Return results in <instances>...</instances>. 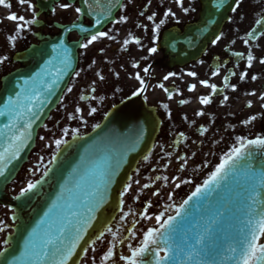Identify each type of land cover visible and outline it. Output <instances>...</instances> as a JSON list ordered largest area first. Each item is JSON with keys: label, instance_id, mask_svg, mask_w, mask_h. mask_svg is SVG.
I'll use <instances>...</instances> for the list:
<instances>
[{"label": "flooded vegetation", "instance_id": "1", "mask_svg": "<svg viewBox=\"0 0 264 264\" xmlns=\"http://www.w3.org/2000/svg\"><path fill=\"white\" fill-rule=\"evenodd\" d=\"M6 2L11 5L10 8L0 6V58L7 57L0 64V81L5 74L24 67L23 63L15 61L14 56L28 48L38 32L34 24L27 26V31L18 34L15 45L10 44L7 38L16 34L14 30L17 24L7 17L15 14L30 20L36 18V12L32 0H29L33 5L31 10L27 3L21 5L19 0ZM182 2L181 7L176 0H125L115 21L125 16L127 22H114L103 30L114 39H99L87 49L79 47L76 69L65 92L67 99L62 103L64 108L72 111V124L79 130L99 124L111 107L126 98L142 94V102L153 109L158 117L159 131L151 150L137 166L131 187H135L136 191L138 180L156 173L151 182L161 184L162 193L154 191L161 196L168 186L167 179L161 180V176L169 175L170 185L171 177L182 173L188 183L191 181L189 177L214 169L215 163L236 146L237 137L244 138L249 134L242 130L243 126L258 122L262 129L260 134H264V100L260 99L264 96V65L259 63L260 59H264V35L256 36L253 40L248 36L256 26L264 31L256 23L264 21V0H237L234 6L236 11L231 12L219 39L207 46L200 59L183 68H169L168 58L158 49L162 33L173 27L183 28L194 21L199 11L198 0ZM75 8L58 9L39 19L45 22L44 28L52 17L59 22L65 19L75 21ZM184 9H188L187 13ZM169 10L174 13V17L164 16ZM62 11L68 12L63 18ZM152 14H155V20L149 21L147 17ZM161 19L164 23L154 34L152 28ZM130 37L138 39L140 43L130 42L125 46L124 41ZM69 40L77 42L79 38L72 33ZM245 41L248 43L245 44ZM84 42L86 38L80 44ZM152 47L157 49L154 54L149 53ZM235 53H242L243 58ZM249 53L255 58L251 68L247 61ZM134 64L138 67H133ZM144 68L149 69L147 74L143 72ZM217 70L219 75H214ZM189 72L195 76L187 75ZM137 74L144 81L143 85L135 78ZM100 76L104 79L101 80ZM165 76L169 79L165 80ZM225 77L227 87L224 85ZM200 81L216 85L218 91L213 94ZM193 84L196 85L195 90L189 91ZM69 88L71 92H68ZM202 96H209L210 103L200 104L199 98ZM78 108L80 111L77 113ZM93 108L95 112H91ZM256 109L258 111L254 113ZM199 112L203 115H197ZM252 116L256 120L245 123ZM188 165L190 167L186 168ZM148 185V191L152 190V184ZM136 196L135 204H143V207L147 205L144 195ZM132 204L129 202L127 205L129 210ZM145 211L146 208L143 213H138V221L143 220L141 216Z\"/></svg>", "mask_w": 264, "mask_h": 264}, {"label": "snow or ice", "instance_id": "2", "mask_svg": "<svg viewBox=\"0 0 264 264\" xmlns=\"http://www.w3.org/2000/svg\"><path fill=\"white\" fill-rule=\"evenodd\" d=\"M19 2L21 5L27 3L28 8L33 9L29 0H19ZM96 3L98 4L99 0H96ZM116 3H119V0H116ZM176 3L181 7L183 6L182 0H176ZM83 4L90 10V15L95 14L94 24L97 31L87 37L86 42L81 43L80 47L87 49L102 38L114 39L109 33L99 30L104 20L109 18L107 14L103 11L96 13L90 0H83ZM0 6L11 7L6 0H0ZM60 7L67 10L72 6L65 3L61 4ZM109 8H111V3ZM232 10L236 11V8ZM184 11L187 13L188 9H184ZM75 12L78 16L83 14V10L79 7L75 8ZM164 16L174 17V13L169 10L164 13ZM7 19L17 24L14 30L16 34L7 38L13 46L18 34L27 31V26L37 22L35 18L26 20L24 16L15 14L9 15ZM147 19L154 21L155 14L149 15ZM124 22H127L125 16H121L115 21L117 24ZM163 23L164 20L161 19L159 24L152 28L154 34L159 31L160 25ZM256 23L264 28V21H257ZM81 31H87V29H81ZM256 31L254 28L248 33V36L250 38L255 37ZM260 35H264V31ZM218 39L219 37H217ZM130 42L140 43L138 39L130 37L129 40L124 41V45L127 46ZM247 43L248 41H245V44ZM53 52L56 54L57 63L53 65V61L49 60L48 64L55 67V72L45 68L43 73H37L31 80H24L22 85H16L19 91L15 92L14 97L10 96L0 106V117L6 118L4 128L12 133L11 136H8L7 146L0 150V177L5 176L11 162L19 158V152L25 146L24 141L31 135L29 131L32 127L31 117L36 116L33 111L34 107L37 103H44L41 97L45 93H52L58 77L63 75L71 65V54L63 44L58 48L54 47ZM156 52L155 47L149 49L150 54ZM234 55L243 58L242 53H235ZM254 59L251 53L247 55L249 68L252 67ZM6 60L7 57L0 58V64ZM259 63L264 65V59H260ZM133 67H138V65L134 64ZM143 72L147 74L149 69L144 68ZM187 75L195 76L192 72L187 73ZM214 75H219V71L214 72ZM48 76H52V79L49 80ZM135 78L143 85L144 81L139 74ZM243 78L244 74L241 75V79ZM100 79L103 80V76H100ZM164 79L167 80L169 77L165 76ZM252 79L255 80L256 77L253 76ZM200 83L203 87L210 88L213 94L218 91L216 85L209 84L208 81H200ZM227 86L225 84V87ZM195 88L196 85L193 84L188 90L194 91ZM71 91L72 89L69 88L68 92ZM249 95H255V93H249ZM224 99L227 100L228 97L225 96ZM260 99L264 100V96H261ZM182 103H187V101H182ZM199 103L202 105L209 104L210 97H200ZM248 106L251 107V104ZM79 111V108L76 109L77 113ZM91 112H95V108ZM25 114H31V117L21 124L20 121ZM197 115H203V113L199 112ZM254 120L256 117L252 116L245 123H251ZM68 134V130L65 129L64 135L67 136ZM0 135H6V133L0 130ZM73 138H75V130H73ZM66 143L64 139L55 140L57 149ZM253 149L262 150V154H264V138L257 137L246 140L237 137V145L233 146L230 152L221 159L209 179L203 182V186L196 187L188 199L183 201L180 207L175 208V215H168L166 218L163 214L157 215L155 220L158 227L148 229L143 234L139 246L133 247L129 244L130 255H121L119 259L125 261V264H224L225 261H232L233 264H264V242H261L264 238V165L259 167L254 165ZM56 158L53 156L49 164L54 163ZM48 171L50 169L46 170L43 175L46 176ZM110 181V174L102 172L98 182L94 183L91 190L81 188L80 183L77 182L76 190L68 189L69 197L64 205L54 203L53 207L44 214L45 219H42L28 234L19 254H13L11 251L12 236L3 239V243L0 244V264H67L79 242L83 240L84 234L91 227L95 212L102 206L104 193ZM40 183L41 181H29L26 187L21 188L15 199L28 196ZM137 183L139 182L137 181ZM143 187L147 188L149 185L145 184ZM130 188L131 185H128L122 195H126ZM218 190H223L225 194L221 195ZM213 193L218 197L215 205L210 203L209 209H205L200 218L196 219L193 213L200 212L203 208V202H210ZM154 194L158 195V193ZM194 199L199 207L190 205L189 202ZM57 208H64L65 210L57 218H53L54 210ZM228 216L235 218L240 225L235 236L226 234L223 229L222 222ZM145 219H152V217L145 215ZM12 220L15 222L16 217L13 216ZM107 230L108 232L112 231L111 228ZM7 231H9L8 226L0 221V233ZM103 235L104 232L102 231L96 240H101ZM130 235L132 239H135L134 233ZM95 243L96 241H92V244ZM93 251H95L94 248ZM112 257L113 250L108 249L101 260L108 261Z\"/></svg>", "mask_w": 264, "mask_h": 264}, {"label": "water", "instance_id": "3", "mask_svg": "<svg viewBox=\"0 0 264 264\" xmlns=\"http://www.w3.org/2000/svg\"><path fill=\"white\" fill-rule=\"evenodd\" d=\"M57 1L36 0V7L40 12L46 11ZM66 1L69 3L78 2L79 8L83 10L82 17L88 19L91 24L85 26L80 21L71 26L61 27V33L58 36L47 38L39 46L32 47L20 55L19 59L30 61V65L8 76L3 81L0 90V106H2L4 101L10 96L14 97L15 92L19 91L16 85H22L24 80H31L37 73H43L45 68L55 72L53 65L57 61L55 60L56 54L53 52L54 47L58 48L63 44L69 50L72 58L70 67L58 77L52 93H45L41 97L44 103L36 104L33 109L36 116L31 117V114H25L20 121L22 124L31 117L32 127L29 130L31 135L24 141L25 146L19 152V158L14 159L5 176L0 177V204L6 202L5 186L10 183L26 162L34 145L38 129L55 108L74 70L76 62L75 45L68 44L66 40L69 29L77 30L79 35H91L97 31L94 24L95 14H89L90 10L84 6L83 0ZM234 1L222 0L221 3V0H200L201 11L197 22L187 26L182 33H169V39L165 38L162 42L161 46L168 52L170 62L173 65L182 66L197 59L206 45L218 35ZM121 2L122 0H119V3H116V0H99L97 4L96 0H90L96 13L103 11L109 17L100 25L99 30L113 20ZM110 3L111 8H109ZM81 29H87V31H81ZM49 60L53 61V65L48 64ZM47 78L51 80L52 76ZM133 105L127 102L114 108L102 125L91 134L68 142L57 153V158L50 171L37 185V188L26 197L9 201L8 206L14 211L16 217L11 235L13 237L11 247L13 254H19L28 234L42 219H45L44 214L53 207L54 203L64 205L68 201V189L76 190V184L79 182L81 188L91 190L94 183L98 182L102 172H107L111 176V181L107 184L104 193L102 206L95 212L91 227L84 234L83 240L79 242L67 264H77L91 239L112 222L119 205V192L124 187L136 163L149 150L158 128L157 119L152 111L142 106ZM5 122L6 118L0 117V130L6 133V135H0V150L7 146L8 136L12 135L4 128ZM253 163L257 167L264 165L262 150L253 149ZM218 191L221 192V195L225 194L223 190ZM217 199L218 197L213 193L210 202H203L201 211L193 213L196 219L200 218L205 209H209L210 203L215 205ZM189 203L193 207H199L195 199ZM64 210V208L54 210L53 218H57ZM222 226L225 233L231 236H235L240 227L238 221L231 216L223 220ZM224 264H233V262L225 261Z\"/></svg>", "mask_w": 264, "mask_h": 264}, {"label": "rangeland", "instance_id": "4", "mask_svg": "<svg viewBox=\"0 0 264 264\" xmlns=\"http://www.w3.org/2000/svg\"><path fill=\"white\" fill-rule=\"evenodd\" d=\"M66 98L67 97H65V99ZM69 117L70 112L64 111L61 108H57L51 113L49 119L38 131L35 145L29 155L28 161L22 167L17 177L8 187L10 197H15L16 195H18L21 188L25 187L29 181H40L44 177L43 173L48 170V168L52 164H49V161L52 159L53 156H55L56 152L59 150L55 146V140L64 139L67 142L73 138V129L68 124ZM65 129H67L69 133L67 136L64 135ZM76 135L79 136V134ZM41 137H43V139H41ZM197 186H188L187 188H185V190L187 191L185 194L187 195L188 193L192 192ZM185 196L175 200V203L173 205L174 210L180 205ZM163 205L169 206V204L166 202L158 203V206L161 207V209L155 210V213L157 215L162 213ZM11 213L12 212L9 209L0 206V221L4 222L9 229V231L5 233H0V244L3 243V239L11 232ZM123 215L124 214L120 212V214L116 217L115 223L110 226V228L112 229V236H109L104 233L101 240H93L96 241L95 244H92L91 242V246L89 245L87 247V250L80 264H125V261L120 260L119 257L121 255H130V251L128 248L129 244L127 246H123L122 242L124 240V236H121L122 234H120V232L117 230L122 227ZM168 215H170V213H168L164 218H166ZM129 216L130 215H128V217L123 220L124 223L128 221ZM142 236L140 239H136L131 245H133V247L139 246L143 239ZM262 241H264V238L262 239ZM93 248L95 249V251H93ZM108 249L113 250V257L108 261L101 260V257L106 254Z\"/></svg>", "mask_w": 264, "mask_h": 264}]
</instances>
